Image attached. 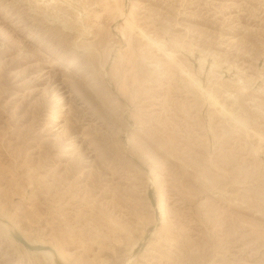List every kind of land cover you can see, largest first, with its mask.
<instances>
[{
	"label": "rangeland",
	"instance_id": "374dc122",
	"mask_svg": "<svg viewBox=\"0 0 264 264\" xmlns=\"http://www.w3.org/2000/svg\"><path fill=\"white\" fill-rule=\"evenodd\" d=\"M0 214L65 264H264V0H0Z\"/></svg>",
	"mask_w": 264,
	"mask_h": 264
},
{
	"label": "bare ground",
	"instance_id": "6f19581e",
	"mask_svg": "<svg viewBox=\"0 0 264 264\" xmlns=\"http://www.w3.org/2000/svg\"><path fill=\"white\" fill-rule=\"evenodd\" d=\"M152 42V41H151ZM154 43V42H153ZM156 44V43H154ZM162 212V211H161ZM0 229L3 231L8 238L16 245L23 248L25 251L31 254H39L42 257L49 259L51 264H65V256L64 253L59 250L57 247L50 246L47 243L42 241H32L23 235L19 229L10 221H4L0 214ZM19 237L26 243V246L19 240ZM28 246H32L29 248Z\"/></svg>",
	"mask_w": 264,
	"mask_h": 264
},
{
	"label": "water",
	"instance_id": "95a60500",
	"mask_svg": "<svg viewBox=\"0 0 264 264\" xmlns=\"http://www.w3.org/2000/svg\"><path fill=\"white\" fill-rule=\"evenodd\" d=\"M19 240L26 246V243L24 241H22V239L19 237ZM29 248H31L32 246H28Z\"/></svg>",
	"mask_w": 264,
	"mask_h": 264
}]
</instances>
